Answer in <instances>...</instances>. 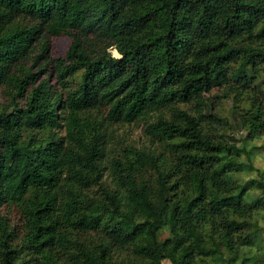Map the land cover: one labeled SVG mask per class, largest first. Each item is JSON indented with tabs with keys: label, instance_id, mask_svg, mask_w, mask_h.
<instances>
[{
	"label": "trees",
	"instance_id": "16d2710c",
	"mask_svg": "<svg viewBox=\"0 0 264 264\" xmlns=\"http://www.w3.org/2000/svg\"><path fill=\"white\" fill-rule=\"evenodd\" d=\"M61 34L55 85L26 63ZM0 92V264H235L258 235L264 0H0ZM141 118L161 148L110 157V125Z\"/></svg>",
	"mask_w": 264,
	"mask_h": 264
},
{
	"label": "rangeland",
	"instance_id": "374dc122",
	"mask_svg": "<svg viewBox=\"0 0 264 264\" xmlns=\"http://www.w3.org/2000/svg\"><path fill=\"white\" fill-rule=\"evenodd\" d=\"M46 41L48 42L47 52L40 58L38 63H34V59H30L26 63L27 66L33 67L34 71H39L40 67H45L40 72V80L49 77L52 84L58 85L56 72L53 69L52 60L63 57L66 50L68 49L71 39L67 34L55 35V36H46ZM113 54L118 55V52L115 48L110 49ZM39 52V47H37L34 52V56ZM49 58L47 60L46 58ZM44 64V66H42ZM75 82L79 80V74L75 76ZM219 92L213 90L211 94H208V97H212L215 104L216 110L219 114L226 117L230 126L224 132L227 138L231 142H235L237 145L241 143L242 137H244L247 131L240 125L238 114L234 111L232 107V102L230 99L219 98ZM7 95L3 92H0V102H5ZM149 120L141 118L133 122L127 123H113L110 125L109 129L114 130L113 136L109 139V147L112 150H109V156H112V153L119 152L123 147L127 145L134 146H149V147H159L161 144L156 141H152L145 133V126ZM254 144L257 145L255 148V154L251 160V164L255 168L264 169V135L259 139L254 141ZM237 161L240 163H245L250 165V160H248L245 154H242L241 157H238ZM106 163V162H105ZM108 165H110L108 163ZM249 169L243 171H235V178L241 181H245L251 177L259 178L257 169ZM104 177L106 179L112 180L111 169L109 166L104 170ZM112 183V182H111ZM264 195V192H261V189L255 188L252 190V196ZM5 214H8L13 220H16L18 213L16 209H4ZM256 223L255 228L258 229V235L254 238L251 245H244L240 249V253L235 264H264V210L256 214L253 218ZM169 235L168 229L162 230L160 238H165ZM125 254L129 252L124 251ZM204 263V262H203ZM164 264H172L171 261L165 260ZM205 264H216L212 258L208 259Z\"/></svg>",
	"mask_w": 264,
	"mask_h": 264
}]
</instances>
